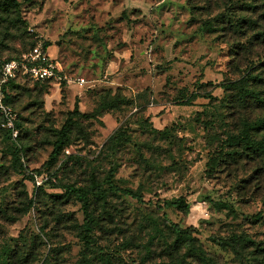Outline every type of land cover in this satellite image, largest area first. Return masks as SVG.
Returning <instances> with one entry per match:
<instances>
[{
  "label": "rangeland",
  "instance_id": "374dc122",
  "mask_svg": "<svg viewBox=\"0 0 264 264\" xmlns=\"http://www.w3.org/2000/svg\"><path fill=\"white\" fill-rule=\"evenodd\" d=\"M16 1L0 10V63L42 40L72 82L18 78L6 90L18 127L9 138L0 117V264H264V149L231 141L264 147V0ZM76 102L94 117H77L44 165ZM15 144L55 187L14 170ZM110 168L143 201L92 196L88 247L80 203L60 186ZM173 197L189 210L156 209ZM171 223L193 228L205 259Z\"/></svg>",
  "mask_w": 264,
  "mask_h": 264
},
{
  "label": "trees",
  "instance_id": "16d2710c",
  "mask_svg": "<svg viewBox=\"0 0 264 264\" xmlns=\"http://www.w3.org/2000/svg\"><path fill=\"white\" fill-rule=\"evenodd\" d=\"M19 5H20V3L17 2L16 0H2V1H0V10L7 9L9 6H13V7L17 8V7H19ZM49 45H50V43H47V42L44 43V47L49 48ZM11 59H15V58H11ZM6 60H8V59H6ZM25 80H28V79H25ZM15 81H17V80L10 81L8 84V88ZM31 82H34V83L46 82V83H48L51 81H31ZM8 99H9V97L7 95V91H5L4 101L6 104L9 105ZM77 117H81V118H85V119H91L94 117V115L91 113L81 112L78 108L77 102L74 103L73 109L68 112L64 123L61 125V127L59 128V130L56 133V139L53 141L52 150L49 154V158H48L47 162L44 165L49 166V165L53 164L58 159L62 149L69 144L71 129H72V126H73ZM15 127H18L17 121H15ZM5 132L8 134V137L11 138V131L6 129ZM239 139H243L242 141L245 142L247 147L253 146L254 149H258V150L264 149L263 145L260 142L255 144L253 141L247 140L243 136L242 137L240 136V138H234L231 141L237 142V141H239ZM21 151H22V147L20 145L15 144L14 148L12 149V151L10 153V155H11V162H10L11 166L14 168L15 171H18L19 173L27 174L29 180L32 181L34 173H41L44 171L29 170L28 168H26L24 166L22 160H21L22 159L21 158V153H22ZM47 174L50 175L49 173H47ZM113 177H114V168H110L108 175L106 176L105 179H103L101 182H97V183L94 182L90 186L78 187V186H74L72 184H62L60 186L63 190V194L74 196V198L80 203V206H81V209L83 212V216H84L83 217L84 218L83 223L81 225L80 236H81V239L83 240V243L88 247L92 244L89 234H90L91 229L93 228V225L95 224V219L93 218V216L91 215V213L89 211V206H90L91 201H92V199H91L92 196L99 197L104 192V189H107L108 191H110L112 193H121L125 196H129V197L137 200L138 202L143 201V196L137 189L134 190L130 187H120L114 183ZM51 178H53V177L50 175V179L44 181L42 185L36 187V190L42 189L48 185H50V187H55L52 184L53 180ZM104 186H106V188H104ZM213 204L217 208H225V209L232 211V207L226 202L215 201V202H213ZM169 207H173V208H176L178 210L188 211L190 208V204L183 197H173L170 199H164V200L156 203V209L157 210H162L163 208H169ZM254 217L258 218L259 215L256 214ZM171 230L177 235V237L179 239L183 240V242L185 243V245L188 247V249L190 251L197 253V255L201 259H205L203 256L202 250L194 245L195 237L192 235V232H193L192 227L180 228L177 224L171 223ZM212 239L217 244L230 245L233 248L235 247L234 244H232L230 242H226L223 239L214 238V237H212ZM237 239L243 243L244 242L245 243L252 242V240L248 236H243V235L241 236L240 235V236H237Z\"/></svg>",
  "mask_w": 264,
  "mask_h": 264
},
{
  "label": "built area",
  "instance_id": "2783aa9c",
  "mask_svg": "<svg viewBox=\"0 0 264 264\" xmlns=\"http://www.w3.org/2000/svg\"><path fill=\"white\" fill-rule=\"evenodd\" d=\"M44 43L42 40H38L20 58L8 59L0 64V117L2 126L10 130L13 135H16V114L4 101L5 91L10 81L25 78L30 81H54L58 84L65 78L68 82H72L64 75L61 64L50 56L48 47H44ZM49 179L50 175L46 172L34 173L32 183L34 187H38ZM51 179L54 181V178Z\"/></svg>",
  "mask_w": 264,
  "mask_h": 264
}]
</instances>
